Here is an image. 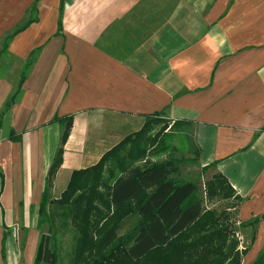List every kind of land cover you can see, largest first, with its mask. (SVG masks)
Wrapping results in <instances>:
<instances>
[{
  "label": "crops",
  "instance_id": "crops-1",
  "mask_svg": "<svg viewBox=\"0 0 264 264\" xmlns=\"http://www.w3.org/2000/svg\"><path fill=\"white\" fill-rule=\"evenodd\" d=\"M33 1L0 0V44ZM59 3L38 0V21L6 53L23 65L40 47L0 124L6 264H32L40 230L30 219L62 133L55 118L72 115V124L51 200L73 170L95 164L156 113L180 123L199 165L241 197L235 219L260 218L242 258L254 262L264 247V0H63L57 32ZM14 70L0 76V110L17 88ZM19 218L23 262L13 236Z\"/></svg>",
  "mask_w": 264,
  "mask_h": 264
},
{
  "label": "trees",
  "instance_id": "trees-1",
  "mask_svg": "<svg viewBox=\"0 0 264 264\" xmlns=\"http://www.w3.org/2000/svg\"><path fill=\"white\" fill-rule=\"evenodd\" d=\"M34 0L25 18L1 40L0 56L8 53L9 42L19 32L38 21ZM63 0L59 3L58 31L61 29ZM40 47L27 55L20 71L16 90L0 110V124L25 76L35 62ZM62 124L59 146L52 159L38 214L52 216V205L74 229L72 256L69 264H242L255 236L259 217L240 222L251 227L249 245L240 247L230 209L241 197L235 194L227 179L216 173L205 182V194H198L195 180L179 177L184 159L171 155L179 147L192 153L196 162L199 151L187 145L185 133L179 134L178 122L169 121L160 113L147 115L142 127L120 140L93 165L73 170L66 188L56 200L49 199V188L62 162L63 145L69 136L72 115L56 117ZM155 149V150H154ZM170 155L160 161L140 166L136 162L148 153ZM146 160V159H145ZM207 202L226 200L221 211L207 207ZM50 214V215H49ZM135 216L134 225L120 234L122 222ZM264 219V213L261 215ZM42 221H38L40 230ZM6 228L1 239L0 255L6 264ZM54 234L40 232L32 264H58ZM251 264H264V247Z\"/></svg>",
  "mask_w": 264,
  "mask_h": 264
},
{
  "label": "rangeland",
  "instance_id": "rangeland-1",
  "mask_svg": "<svg viewBox=\"0 0 264 264\" xmlns=\"http://www.w3.org/2000/svg\"><path fill=\"white\" fill-rule=\"evenodd\" d=\"M1 48V44H0ZM0 76H6L7 71L9 70L10 66L14 65L15 70L8 74L11 79H14L15 82L19 79V70L22 66V61H19L18 59H13L7 54L1 55L0 56ZM175 145L179 148L178 151H175L174 153H169L165 152L163 154H156L153 155L151 153H148L147 157L145 159H142L139 162H136V164L143 166L146 164H149L154 161H160L166 157H168L171 153V155L178 157V158H183L184 161L180 163V168H179V177L184 180H195L198 184L199 191L198 194L200 196H204L206 188H205V182L211 178L210 172L207 170V167H202L199 165V163L192 162L189 160L190 157H192L191 153L188 151H184L183 148L179 147L180 144L178 143V139L176 138L174 140ZM155 150V149H154ZM101 158V157H100ZM9 180H11V176L9 177ZM228 202L226 200H216L213 202H207L205 198V204L207 207L210 208H215L217 211H221L228 206ZM52 216L51 219L50 217H46L44 219L43 216H40L37 214L36 217H32L30 220L34 222L35 224L38 223V221H42L40 232L45 233V234H54L55 236L53 241L55 242L57 253H58V264H69L70 258L72 256V248H73V235H74V229L73 226L70 224L69 221L66 220V223L64 224V217H62L60 213L59 207L52 205ZM229 212L232 215V221L234 222L235 230H236V235L240 241V247L244 248L245 246L249 245L250 243V237H251V232H248L246 228H241L240 223L235 219V216L233 214L232 209L229 210ZM50 215V214H49ZM136 218L135 216H130L126 218L123 222L122 225L119 229V233L122 234L126 231H128L135 222ZM24 219H18L17 222L13 225L16 226V234L13 236L15 237V241L17 244V248L20 252L18 259L19 262H23L22 256V250L24 248V240H25V235L26 231L25 228L23 227ZM20 257V258H19ZM1 261V260H0ZM1 263V262H0Z\"/></svg>",
  "mask_w": 264,
  "mask_h": 264
}]
</instances>
